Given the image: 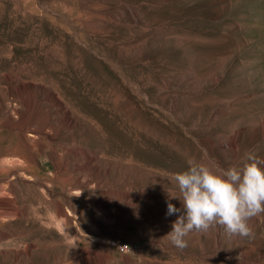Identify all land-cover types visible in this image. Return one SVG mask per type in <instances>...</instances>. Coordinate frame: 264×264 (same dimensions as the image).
Returning <instances> with one entry per match:
<instances>
[{
    "label": "rangeland",
    "instance_id": "1",
    "mask_svg": "<svg viewBox=\"0 0 264 264\" xmlns=\"http://www.w3.org/2000/svg\"><path fill=\"white\" fill-rule=\"evenodd\" d=\"M249 152L264 0H0V264H264V214L164 238L187 159Z\"/></svg>",
    "mask_w": 264,
    "mask_h": 264
},
{
    "label": "clouds",
    "instance_id": "2",
    "mask_svg": "<svg viewBox=\"0 0 264 264\" xmlns=\"http://www.w3.org/2000/svg\"><path fill=\"white\" fill-rule=\"evenodd\" d=\"M264 164L252 153H245L242 166L227 169L211 165L195 156L187 159V169L175 173L182 209L167 203V215L181 213L166 237L178 248L187 247L191 232H207L220 226L228 236L251 237L248 221L264 214Z\"/></svg>",
    "mask_w": 264,
    "mask_h": 264
},
{
    "label": "bare ground",
    "instance_id": "3",
    "mask_svg": "<svg viewBox=\"0 0 264 264\" xmlns=\"http://www.w3.org/2000/svg\"><path fill=\"white\" fill-rule=\"evenodd\" d=\"M12 57V56H11ZM53 86V85H52ZM61 89V88H60ZM54 90V89H53ZM47 99V98H46ZM54 102V101H53ZM29 136H31V134H29ZM167 152V151H166ZM211 259V258H210ZM219 259V258H218ZM213 260V259H212Z\"/></svg>",
    "mask_w": 264,
    "mask_h": 264
}]
</instances>
